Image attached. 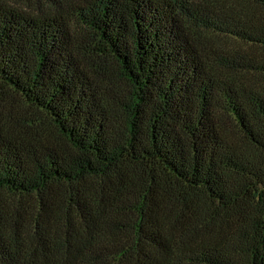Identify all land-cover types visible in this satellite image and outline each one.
Here are the masks:
<instances>
[{
	"label": "trees",
	"instance_id": "obj_1",
	"mask_svg": "<svg viewBox=\"0 0 264 264\" xmlns=\"http://www.w3.org/2000/svg\"><path fill=\"white\" fill-rule=\"evenodd\" d=\"M0 264H264V0H0Z\"/></svg>",
	"mask_w": 264,
	"mask_h": 264
},
{
	"label": "rangeland",
	"instance_id": "obj_2",
	"mask_svg": "<svg viewBox=\"0 0 264 264\" xmlns=\"http://www.w3.org/2000/svg\"><path fill=\"white\" fill-rule=\"evenodd\" d=\"M10 102L22 114H24L25 112L29 113L32 111L29 107H27L24 103H22L18 97H14V98L10 99Z\"/></svg>",
	"mask_w": 264,
	"mask_h": 264
}]
</instances>
